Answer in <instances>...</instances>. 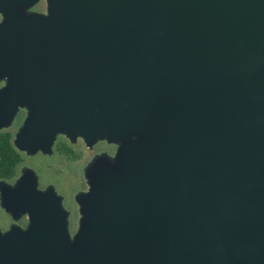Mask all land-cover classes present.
<instances>
[{"label":"water","instance_id":"1","mask_svg":"<svg viewBox=\"0 0 264 264\" xmlns=\"http://www.w3.org/2000/svg\"><path fill=\"white\" fill-rule=\"evenodd\" d=\"M82 1L48 0L46 21L0 0V77L18 78L12 108L38 104L32 147L156 121L124 151L125 191L88 178L75 243L30 175L7 190L34 235L0 236V264H264V0Z\"/></svg>","mask_w":264,"mask_h":264},{"label":"rangeland","instance_id":"2","mask_svg":"<svg viewBox=\"0 0 264 264\" xmlns=\"http://www.w3.org/2000/svg\"><path fill=\"white\" fill-rule=\"evenodd\" d=\"M83 1L81 7L84 10L90 5L88 0ZM13 12L31 15V18L39 15L46 21L50 15L52 17L48 0H33L31 5H20ZM7 16L0 6V25ZM17 79L12 75L0 77V117L6 119H0V132L10 134L11 144L21 159L15 175L9 180H0V236H6L13 228L23 230L26 237L34 235V222L28 220V214L16 215L5 203L6 191L11 190L15 194L19 190L17 184L30 175L34 179L36 192L47 194L49 191L58 199L67 236L69 241L75 243L85 223L83 198L91 191L88 178L92 175L97 181L103 177L111 181L114 190L125 191L128 182L124 151L143 146L156 120H146L137 129H127L117 135L108 128L104 130V137L91 140L82 129L70 130L55 125L57 129H49L50 135L44 147L38 140L32 147L27 133L32 127L31 114L36 113L38 104L35 106L33 100L23 98L16 108H12L11 100L4 93ZM113 135L115 138H111ZM77 241V245L81 243L79 238ZM82 252L87 255L85 251Z\"/></svg>","mask_w":264,"mask_h":264},{"label":"trees","instance_id":"3","mask_svg":"<svg viewBox=\"0 0 264 264\" xmlns=\"http://www.w3.org/2000/svg\"><path fill=\"white\" fill-rule=\"evenodd\" d=\"M20 162L19 154L11 144L10 134L0 132V180L11 179Z\"/></svg>","mask_w":264,"mask_h":264},{"label":"flooded vegetation","instance_id":"4","mask_svg":"<svg viewBox=\"0 0 264 264\" xmlns=\"http://www.w3.org/2000/svg\"><path fill=\"white\" fill-rule=\"evenodd\" d=\"M73 157H74V155H73Z\"/></svg>","mask_w":264,"mask_h":264}]
</instances>
